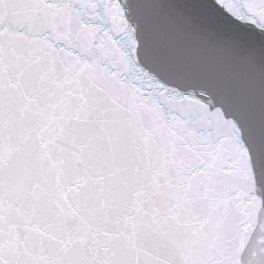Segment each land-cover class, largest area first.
Instances as JSON below:
<instances>
[{
  "label": "snow or ice",
  "instance_id": "6c2138e0",
  "mask_svg": "<svg viewBox=\"0 0 264 264\" xmlns=\"http://www.w3.org/2000/svg\"><path fill=\"white\" fill-rule=\"evenodd\" d=\"M0 264H264V0H0Z\"/></svg>",
  "mask_w": 264,
  "mask_h": 264
}]
</instances>
